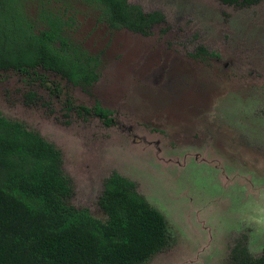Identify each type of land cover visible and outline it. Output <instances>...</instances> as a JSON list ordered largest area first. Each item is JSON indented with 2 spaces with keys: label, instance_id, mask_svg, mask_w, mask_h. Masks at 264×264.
Returning a JSON list of instances; mask_svg holds the SVG:
<instances>
[{
  "label": "rangeland",
  "instance_id": "rangeland-1",
  "mask_svg": "<svg viewBox=\"0 0 264 264\" xmlns=\"http://www.w3.org/2000/svg\"><path fill=\"white\" fill-rule=\"evenodd\" d=\"M63 1L75 22L72 36L98 59L97 80L82 88L38 71L56 87L49 94L37 74L0 70V112L59 148L69 204L104 220L98 198L115 170L165 216L171 236L168 247L140 264H236L238 239L258 256L264 0H128L164 14L145 35L109 28L82 0ZM41 7V0L19 4L31 20ZM199 45L206 52L196 55ZM30 90L34 100L25 98ZM95 104L108 112V124Z\"/></svg>",
  "mask_w": 264,
  "mask_h": 264
},
{
  "label": "trees",
  "instance_id": "trees-1",
  "mask_svg": "<svg viewBox=\"0 0 264 264\" xmlns=\"http://www.w3.org/2000/svg\"><path fill=\"white\" fill-rule=\"evenodd\" d=\"M20 1L0 0V70L37 74L49 94L56 87L45 85L44 74L73 86H91L98 59L72 36L75 22L65 2L49 7V0H41L39 17L31 20L22 14ZM82 1L97 8V19L111 29L145 35L164 19L160 10L146 11L128 0ZM205 52L199 45L195 54ZM25 98L34 100V91ZM93 110L110 122L106 110L97 104ZM71 194L59 148L0 112V264H140L169 246L165 216L119 172L103 181L98 204L104 220L69 204ZM232 255L236 264H264V250L252 256L244 239L236 241Z\"/></svg>",
  "mask_w": 264,
  "mask_h": 264
}]
</instances>
